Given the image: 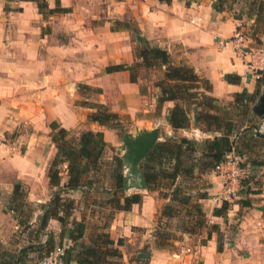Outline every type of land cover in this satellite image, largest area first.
<instances>
[{
    "label": "crops",
    "instance_id": "1",
    "mask_svg": "<svg viewBox=\"0 0 264 264\" xmlns=\"http://www.w3.org/2000/svg\"><path fill=\"white\" fill-rule=\"evenodd\" d=\"M45 1L47 10L59 6L65 11L41 13L35 1L0 0V133H13L20 146V151L12 152L0 145L1 193H11L14 183L20 182L26 188L28 202L46 201V166L56 151L49 123L73 129L92 109L75 103L78 84L99 88L100 102L112 112L150 114L159 110V115L137 119L135 132L150 125L158 128L160 140L174 133L199 136V132L211 137L193 120L190 129L174 130L170 126L166 115L174 102L158 106L159 88L154 83L158 78L131 82L126 70L103 71L109 65L134 61L131 29L126 22L133 23L141 38L164 48L172 63H185L208 79L211 94L218 99L230 100L235 92L246 89L252 93L257 88L245 58L231 44L217 42L218 38L233 36L237 28H242L240 22L227 11L216 12L212 0ZM243 45L252 48L259 44L245 35ZM158 71L161 77L162 70ZM90 127L102 131L107 144L118 147L114 130L97 122ZM254 169L252 175L260 189L252 187L251 193L238 195L237 202H230L225 218L213 215V209L221 205L215 201L221 190L217 176L212 177L208 198L201 201L207 225L218 224L222 232L220 250L216 233L205 244L185 243L177 251L154 247V220L167 200L147 188L137 192L142 194L140 203L115 213L110 232L124 243L146 240L151 251L135 253L147 254V264H264V164ZM2 199L0 196V239L4 241L18 224L2 209ZM245 199L250 205L243 207L239 202ZM138 229H145L140 237ZM205 236L206 229L199 234L200 238ZM182 237L185 242L193 239L189 234ZM124 259L128 260L127 253H123Z\"/></svg>",
    "mask_w": 264,
    "mask_h": 264
},
{
    "label": "trees",
    "instance_id": "2",
    "mask_svg": "<svg viewBox=\"0 0 264 264\" xmlns=\"http://www.w3.org/2000/svg\"><path fill=\"white\" fill-rule=\"evenodd\" d=\"M31 1L36 2L41 13L48 9L45 0ZM235 5L239 6L237 10L234 8ZM212 7L216 12L231 13V16L238 21L243 18L252 20L253 30L260 32L259 26L261 25L264 35V0H212ZM47 11H65V9L56 6L54 10ZM256 33L255 35L251 33L250 37L258 42L260 38H257ZM138 43L139 46L134 48L133 63L109 65L105 67V71L126 70L129 72V80L137 82L141 76L140 69L162 70V76L154 83L159 88L158 106L165 101L174 102V105L168 108L166 115L170 126L174 130L189 128L193 120L192 115L195 113L197 128L202 132L212 134V138L201 141L186 136L157 140L142 159L139 166L147 189L157 191L161 198L167 200L161 207L158 226L154 228L152 234L153 245L159 249H167L171 247L170 241L178 240L167 230L169 220L175 218L179 223L177 232L181 235L200 234L201 229L206 228L205 238L200 239L201 244H205L212 234L216 233L217 249L220 250L222 247L220 227L218 224L207 225L202 210L201 201L208 198V193L198 190L197 194L193 195L194 187L189 183L199 177V174H195L197 170L212 172L214 166L231 151L232 144L236 143L233 140L234 136L238 138L241 133H247L249 128H253L256 112L252 105L261 88H264V73L257 80V88L254 92H247L246 89L235 92L232 100L222 105L221 100L211 94L212 85L209 80L196 74L191 66L185 63H172L164 48L150 44L144 38ZM79 87L100 92L99 88H92L85 84H79ZM88 107L94 110L88 114L87 119L113 128L110 122L117 118L116 113L109 111L98 102H92ZM49 127L51 140L56 149L46 172L49 184L58 186L61 174L65 172L67 176L64 184L65 190L90 188L95 182L92 174L98 171L100 158L106 146L103 132L85 129L71 135L67 129L54 121L49 123ZM249 139L251 142L263 140L254 134L253 136L251 134ZM245 157H247L246 163L252 167L264 164L262 159L252 158L251 155ZM112 160L114 164V168L111 169L113 185L102 187V193L107 196L100 203L102 206H109L115 212L127 211L132 204L142 201V195L136 192L129 195L124 194L122 159L120 156H114ZM153 162H156L157 170H152L150 163ZM246 163L243 161L244 166H247ZM244 180L241 182V187L247 194L253 191L252 187L260 189L255 175L249 176L248 174ZM164 181L167 183L164 184ZM26 194L27 191L23 184L15 182L7 200V208L14 214L13 217L18 226L29 221L28 215L24 214ZM239 203L243 207L250 205L246 199L240 200ZM41 206L43 212L29 243L16 252L10 250L0 252V264H23L39 259L56 246L52 245L41 253L40 248L34 247L35 244L32 242H39V237L44 235V229L50 219H57L66 225V220L72 217L70 210L73 208V200H65L56 193L47 204H41ZM229 209H231V203L224 201L219 207L213 209V215L225 218ZM70 224V227L64 228L61 235L62 238H67L71 242L70 246L65 248L64 264H114L112 259L122 256L115 246L123 242L122 238H118L115 242L108 232L99 231L84 240L85 222L72 218ZM51 235L50 232L47 234L48 244L51 242ZM34 252L39 254L34 256L31 254Z\"/></svg>",
    "mask_w": 264,
    "mask_h": 264
},
{
    "label": "rangeland",
    "instance_id": "3",
    "mask_svg": "<svg viewBox=\"0 0 264 264\" xmlns=\"http://www.w3.org/2000/svg\"><path fill=\"white\" fill-rule=\"evenodd\" d=\"M238 5H235L234 8H238ZM234 9V11H236ZM231 14V13H230ZM240 25L242 28L239 29L241 32L244 33V35H247L250 37L251 33L255 35L257 38L263 37V39H259L258 44H263L264 43V35L262 34V29L263 26H259V31H254L253 28V21L248 20V19H241V21H239ZM126 27L131 29L130 32V42H131V46H132V50H133V55H134V48L139 46V40H141L142 38L140 37V39H137V36L140 35L139 30H137L133 23H128L126 22ZM116 26V23L114 24ZM251 38V37H250ZM145 39V38H144ZM151 44V43H150ZM135 59V57H134ZM134 62V61H133ZM132 62V63H133ZM105 71V68L104 70ZM106 72V71H105ZM139 74L141 75V82H145V81H149V80H155L156 78H160L159 76V71L158 69H140L139 70ZM139 78V79H140ZM139 81V80H138ZM89 86V85H88ZM92 87V86H91ZM77 91H78V97L75 100V103L83 108L85 107L87 110V106L90 105L92 102H100V97L97 94L98 92H96L94 89H88V88H82L79 87V84L76 86ZM94 88V87H92ZM96 88V87H95ZM264 90V88H261L259 95L257 96L254 104L252 105V108H254L257 103H258V99L260 97L261 91ZM232 98L230 100H221V104L225 105L226 103H228L229 101H231ZM109 111H111V108L105 104L102 103ZM258 106V105H257ZM230 110H232V108H229ZM94 109H91V111L87 113V115L84 118V122L80 123L78 125V127H75L73 129H68V131L70 132L71 135L77 134L78 132L85 130V129H91V130H95L93 127H90V125L92 123H94V121H90L89 119H87V116L89 113H91ZM254 110V109H253ZM233 111V110H232ZM112 112V111H111ZM256 112V111H255ZM116 113V112H114ZM117 114V118L113 119L110 124H113L112 127H108L106 126L108 129H112L117 133V139L119 140V145L118 147H112L110 144L106 143L105 149L102 153V156L100 158V164H99V169L98 171H95L92 174V178L94 179V184L90 187V188H77L75 190H65L64 189V184L67 180V176L66 173L63 172L61 174V180L58 186H51L49 184V180L46 174V180H47V193H46V201L44 203H38V204H34L32 202H28L25 199V206H24V214L28 215L29 221H27L26 223L19 225L15 231L12 234L7 235V237H5L4 241H2L0 239V252L2 251H8L10 250L11 252H16L19 248L27 245L29 242V240L31 239L32 236V232L34 229H36V227L38 226V223L40 221V217L42 215L43 209L41 204H47L52 197L58 193L61 195V197L65 200L67 199H71L73 200V208L70 210L72 217H70L69 219L66 220V225L60 223L57 219H55V221H48L46 228L44 229V235L39 237V242L37 243L36 241H33L32 244H35L34 247H39L41 253H43L45 251V249H47L48 247H51L52 245H63L65 248H67L68 246H70L71 242L69 239L67 238H62L61 235L63 234V230L64 228H68L71 226L70 221L72 220V218H76L77 220H82L85 222L86 224V230H85V238L84 240H87V237L90 235H94L99 231H105L108 232L109 235L111 236V222L113 220V218L115 217V211H112V209H110L109 206L107 205H101V201L103 200L104 197H106L107 195L102 193L101 189L102 187H110L113 185V177L111 175V169L114 168V164H113V157L114 156H120L123 157L124 151L119 147L120 145H123L122 143V135L125 132H131V133H136L135 129H136V123L135 121L137 119H140L142 117H146L149 118L151 116H156L159 115V110L157 109L156 111H153L152 113H146L143 114L141 112H137L136 114H129L128 112H120V113H116ZM151 115V116H150ZM256 116L254 117V121H253V128H249L247 133H241V135L237 138V136H234L235 140V144L233 143L232 145V149L231 151H235V152H239V154L242 156L243 161L246 163V155H251L252 158H258V159H262L264 160V155L262 152H264V139L262 141H255V142H251L250 135L255 134L256 131H264V111L261 114L256 113ZM192 123V122H191ZM159 129H162L161 126H158ZM154 128L153 126L147 125L146 127H139L138 130H142V129H147L150 130ZM191 128V125L189 127V129ZM96 131V130H95ZM197 134H199V136L194 135V133L192 134H186L187 138H191V139H195L197 141H201L204 140L208 137H205L206 135H202V133L196 132ZM208 134V133H207ZM6 139L7 144H3L5 142H1L0 139V145L5 147L6 149L15 152V151H20L19 150V144L17 143V141L15 140V136L13 133L11 134H2L0 133V136H2ZM104 135V134H103ZM212 138V134H209ZM51 136V133H50ZM174 136H176L175 138H173ZM179 136H183L181 135V133H174V134H170V135H166L163 137V139H165L166 137L170 138V139H177ZM185 136V135H184ZM105 139V138H104ZM161 139V140H163ZM160 140V139H157ZM9 145L15 146V149L10 148ZM245 146V147H244ZM244 147V148H243ZM119 148V149H118ZM54 156V155H53ZM53 156L50 158V160L47 163L46 166V171L47 172V168L49 166L50 161L52 160ZM142 161V160H141ZM141 163V162H140ZM140 164H138L139 166ZM246 169L249 172V176H251L252 172H254L253 170L255 167L250 166L248 163H246ZM150 166H152V170H157L156 169V162H153L152 164L150 163ZM140 167V166H139ZM126 170L124 163L122 165V172H124ZM197 173H195L196 175L199 174V177H196L195 179L191 180L189 184H191L194 187V191H192V194L195 195L197 194L198 190L200 191H207V193H209L210 188L213 186V182H212V177L216 176L214 173L212 172H199L198 170L196 171ZM245 181V180H243ZM167 181H164V184H166ZM22 184V183H21ZM24 186V184H23ZM25 188V186H24ZM26 189V188H25ZM241 187L239 188L238 192H237V196L241 193L244 192V188L242 187L241 191H240ZM139 190H142L140 188L137 187H131L128 188L127 190H124V194L129 195L132 193H137ZM157 192V191H156ZM164 192V191H162ZM141 194V193H140ZM10 193H4L0 191V196H3L2 202L3 206L2 209L7 212L10 213L12 215H14L12 212H9L8 208H7V200L9 197ZM27 195V194H26ZM142 195V194H141ZM159 195V193H158ZM209 196V194H208ZM160 197V196H159ZM240 198V197H239ZM239 198H233L231 201L229 202H237L239 200ZM66 202V201H65ZM165 204V203H164ZM162 207V206H161ZM161 210V208H160ZM159 210V213H160ZM159 213L157 214L155 220H154V224H153V230H152V234L154 232V228H156V226H158V216ZM184 214V213H183ZM184 218V216L182 217ZM168 231H170L171 234H173L176 239L178 238V240L175 241H170L171 242V247L167 248L173 251H177L178 249H181L182 246H186L185 243H190L191 245L194 242H200L202 238L199 237V234H193L191 237L193 239H191L188 242H185L183 240L182 235L177 232V226L179 225L178 223V219H170L168 222ZM213 224L212 222H209V225ZM236 224V223H235ZM206 228H202L201 231H204ZM145 229H138L137 230V234L138 237L141 236V233L144 232ZM143 231V232H142ZM200 231V232H201ZM51 233V242L50 244L47 243V234ZM174 232V233H173ZM114 237V240L116 242V237L112 235L111 238ZM124 240V239H122ZM184 241V243H183ZM36 242V243H35ZM148 243H146V240L143 242V240H141L140 238L137 240L136 243L134 244H129V243H124L122 246H119L115 244V246L117 248H119V250L122 253V256L120 258H115L112 259V262L114 264H147L148 260L144 257H139L135 251L136 250H143L144 252H150L151 249L149 248ZM180 247V248H179ZM38 251V250H37ZM123 253H127L128 254V260L126 261L125 259L123 260ZM34 256H37L39 253L38 252H34L31 253Z\"/></svg>",
    "mask_w": 264,
    "mask_h": 264
},
{
    "label": "built area",
    "instance_id": "4",
    "mask_svg": "<svg viewBox=\"0 0 264 264\" xmlns=\"http://www.w3.org/2000/svg\"><path fill=\"white\" fill-rule=\"evenodd\" d=\"M245 35L240 30L235 31L230 38H218L219 45L231 44L234 50L245 58V64L251 77L258 80L264 73V43L252 48H246L243 45ZM1 142L7 144L6 139L0 136ZM15 149V146L9 145ZM221 180V190L215 196V201L221 203L231 201L237 197V192L241 187V182L247 177L248 171L243 165V159L240 154L230 151L218 162L212 169ZM65 247L56 245L41 258L35 259L23 264H64Z\"/></svg>",
    "mask_w": 264,
    "mask_h": 264
},
{
    "label": "water",
    "instance_id": "5",
    "mask_svg": "<svg viewBox=\"0 0 264 264\" xmlns=\"http://www.w3.org/2000/svg\"><path fill=\"white\" fill-rule=\"evenodd\" d=\"M140 39V36H137ZM258 105V106H257ZM257 105L253 108L256 113L261 114L264 111V91L260 94ZM194 124H197L196 115L193 114ZM158 128H152L150 130L142 129L136 133L125 132L122 135V143L119 147L124 151L122 159V165L126 170L123 172V187L127 190L131 187H137L140 189H146V182L141 172L140 164L144 158L146 152L154 145L157 141ZM256 136L264 137V131H256ZM140 257H145L147 254L140 253Z\"/></svg>",
    "mask_w": 264,
    "mask_h": 264
}]
</instances>
